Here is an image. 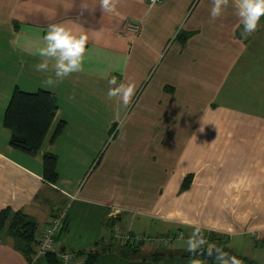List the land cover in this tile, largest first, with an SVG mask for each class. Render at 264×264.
<instances>
[{"label":"crops","instance_id":"0c3cea01","mask_svg":"<svg viewBox=\"0 0 264 264\" xmlns=\"http://www.w3.org/2000/svg\"><path fill=\"white\" fill-rule=\"evenodd\" d=\"M113 3L115 13L100 0H0V210L24 212L36 240L50 217L66 213L58 247L98 243L94 264H210L188 239L207 232L239 256L215 264H264V17L243 38L235 0L215 19L214 0ZM53 23L82 30L87 42L82 70L48 85L54 62L44 72L35 65ZM113 79L135 85L127 105L108 96ZM15 86L57 97L34 154L13 147L3 124ZM59 121L65 125L53 136ZM45 152L57 157L55 183L43 178ZM114 229L187 238L133 250L110 239ZM0 264L47 260L29 262L3 236Z\"/></svg>","mask_w":264,"mask_h":264},{"label":"trees","instance_id":"16d2710c","mask_svg":"<svg viewBox=\"0 0 264 264\" xmlns=\"http://www.w3.org/2000/svg\"><path fill=\"white\" fill-rule=\"evenodd\" d=\"M56 110L57 97L54 92L43 89L29 92L15 86L6 106L3 119L4 126L11 131L10 144L24 152L30 154L36 153L42 146ZM64 125V121H59L53 132V136L58 135ZM56 161L57 157L55 154L51 152L44 153L42 174L43 178L50 183H55L58 178ZM189 182L190 176L188 175L184 178L181 189H186ZM108 225L113 226L111 221ZM64 229L65 226L62 228V231ZM36 231V223L21 210L14 211L8 207L0 210V238L3 236L10 237L14 241L15 247L27 257L29 262L32 261L33 257L37 259ZM112 231L110 239L122 247L134 250L144 243L130 245L118 241L113 237ZM206 235H208V238ZM206 235H204L207 238L206 245L198 246L195 244L191 250L193 255L206 259L210 264H215L220 259L226 257L239 259V256L225 245L221 235L212 232H207ZM211 239H214L215 243L209 244L208 242ZM35 244L36 248H34ZM106 246L109 247L110 245L107 243ZM101 248L103 247L96 243L88 250L73 251L74 259L81 256L82 260L79 264H94ZM59 250V252L66 251L65 248L61 247H59ZM41 256L46 258L47 264H61L60 256L56 252H47Z\"/></svg>","mask_w":264,"mask_h":264},{"label":"clouds","instance_id":"9594fccd","mask_svg":"<svg viewBox=\"0 0 264 264\" xmlns=\"http://www.w3.org/2000/svg\"><path fill=\"white\" fill-rule=\"evenodd\" d=\"M229 0H214L210 15L213 19L222 15L224 8L228 6ZM236 14L242 24V36L256 31L261 17H264V0H235ZM84 9L87 10L85 4ZM100 7L104 12L115 13L116 8L113 0H100ZM43 46L37 49V53L44 59L35 65L37 71H48L49 62L53 61L52 69L55 79L49 77L46 80L52 85L74 72L82 70L83 60L86 52L87 35L82 30L76 31L65 23L50 24L42 37ZM111 85L108 96L122 95L123 103L127 105L135 91L134 84H117L116 80H110ZM203 125L200 131L203 132Z\"/></svg>","mask_w":264,"mask_h":264},{"label":"built area","instance_id":"2783aa9c","mask_svg":"<svg viewBox=\"0 0 264 264\" xmlns=\"http://www.w3.org/2000/svg\"><path fill=\"white\" fill-rule=\"evenodd\" d=\"M161 1L162 0H148L150 4L158 3ZM126 27L135 31L137 28L136 25L131 23H126ZM242 31H243V27L242 24H240V26L238 27V35L244 38V36H242L241 34ZM65 223H66V213H61L59 215L49 218L45 227L43 228L39 237L37 238L36 258L47 252H56L60 256L61 264H74V252L70 250L59 252L60 250L56 242V236L65 226ZM112 234L116 240L128 243L130 245H139L140 243L145 241H154L159 244L165 245L168 244L174 238H179V239L187 238L183 231H180L174 235L153 236V235H145L141 233H134L131 232L130 230L114 229L112 231ZM188 239L194 242V244H196L198 241H200V243H205L206 241L204 237H201L200 239H196L192 235L188 236Z\"/></svg>","mask_w":264,"mask_h":264},{"label":"rangeland","instance_id":"374dc122","mask_svg":"<svg viewBox=\"0 0 264 264\" xmlns=\"http://www.w3.org/2000/svg\"><path fill=\"white\" fill-rule=\"evenodd\" d=\"M249 35H247L246 37H248ZM101 126H104V127H106V125H101ZM95 127H96V125H95ZM100 127V125H98V128ZM110 127H111V125H110ZM114 130L112 129V131H111V133H106V135H110V137L108 138V141L111 139V137L114 135V133H115V131H116V129H117V127H116V125L114 126ZM210 233V232H209ZM207 236V238H208V235H206ZM206 236H203L206 240H207V238H206ZM211 240H214V239H211ZM204 244V243H203Z\"/></svg>","mask_w":264,"mask_h":264}]
</instances>
